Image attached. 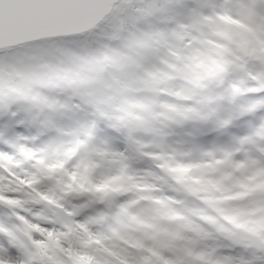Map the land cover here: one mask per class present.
<instances>
[{"label":"rangeland","instance_id":"374dc122","mask_svg":"<svg viewBox=\"0 0 264 264\" xmlns=\"http://www.w3.org/2000/svg\"><path fill=\"white\" fill-rule=\"evenodd\" d=\"M209 1L214 7L211 11L206 10L207 18L199 26L198 35L186 39L184 48L174 41L160 42L161 52L156 62H147L145 49L138 38L126 42L127 50L126 46L118 50L106 43L105 37L115 35L116 29H119L116 20L126 24L127 10L119 11L120 16L113 20L118 9L110 17L112 22L107 29L99 27L84 36L39 42L14 49L7 56L5 53L0 54V76L7 79L19 97L25 91L29 95L34 94L35 99L32 101L36 105L44 99L53 98L45 96L43 92L47 94V89L32 93L33 85L48 88L56 86V80L67 83L82 81L83 69L103 73L111 68V76L118 81L121 94H145L147 106L143 111L146 115L138 117V113L134 112L121 126L112 124L111 127L116 133L121 132V127L127 128L128 141L137 145L147 144L135 136V131L140 129H148L163 141L175 136L176 144L173 147L177 151L165 155L177 160L178 166L162 169L151 184L125 187L116 183L118 177L113 176L111 181L105 180L93 186L100 190L108 183L115 189H122L123 195L120 196H129L115 203L118 204L116 218L108 222L109 232L118 227V231L126 236V233H144L149 228L166 234L162 238L178 235L188 264H199L195 251L207 240H215L228 257L238 258L233 251L237 246L256 254L239 257L243 261L258 259L261 252L250 246L249 237L258 235L264 240V146L260 144L264 140V127L258 125L249 136L238 137L249 131L250 122L258 123L259 116L264 115V108L259 109L255 116L246 114L226 125L224 121L229 117L222 115L216 107L210 104L196 107L188 102L197 95V87L203 92L206 87L203 80L218 71L248 74L261 71L259 65H264V12L248 17L239 13L232 0ZM193 41L198 45L195 49H191ZM185 48L191 50L185 51ZM98 49L101 54H96ZM25 52H30L32 59L47 58L48 63L43 65V70L39 68L37 71L32 64L24 63ZM9 66L15 68L11 74L17 80L15 85L11 76H6V67ZM43 78L46 80L45 85ZM176 80L182 81L180 86L174 83ZM188 84H192V87H188ZM260 96H264V91L247 93L238 98L237 103L243 104ZM162 97H168L167 106L159 99ZM54 99L59 100V97ZM152 101L160 106L159 111L151 109ZM50 111L62 112L63 109L57 104ZM64 118L58 117L57 123H53L46 117V127L53 128L41 133L37 140V143L45 142L50 148L48 156L54 157L66 143L59 137H77V142L63 160L47 164L43 159H34L37 150L29 147L31 142L28 144L23 141L17 144L16 149L24 154V161L17 162L12 157L9 166L0 157V223L5 225V220L12 219L28 222L25 209L13 210L12 207L20 203L22 191L30 184L22 175L18 176L23 163L34 161L38 171L46 167L45 178L56 183L63 180L59 173L71 180L76 172L69 171L67 164L77 157L74 167L79 169L82 178H88L86 181L91 182L93 177L104 179L112 176L114 166L119 162L106 147L118 135L98 137L94 123L67 128L71 120ZM5 123L0 117V131H4ZM13 127L25 136L35 138L37 135L35 128L20 124ZM7 147L0 142V151ZM148 159H158V154L149 153ZM162 184L165 187H161ZM136 191L142 194L136 195ZM154 192H161L162 195H151ZM192 198H195L194 205L191 203ZM92 204L100 207L96 206V213L90 214L84 223L89 225L93 218L104 223L102 216L107 209L103 204L108 203L95 200ZM96 228L100 229L101 225L97 224ZM97 229V236L105 230L102 228L103 231L99 232ZM3 230L8 232L6 226Z\"/></svg>","mask_w":264,"mask_h":264},{"label":"snow or ice","instance_id":"6c2138e0","mask_svg":"<svg viewBox=\"0 0 264 264\" xmlns=\"http://www.w3.org/2000/svg\"><path fill=\"white\" fill-rule=\"evenodd\" d=\"M44 6L60 7L71 6L79 0H24L20 7L34 6L35 3ZM234 6L241 15L254 17L257 13L264 12V0H232ZM130 7L127 9L128 30L130 34H136L141 38L145 49L147 62H156L160 55L159 43L163 41H174L184 48V41L190 40L198 35V28L206 19L205 12L214 6L209 0H129ZM111 18L101 24V29H107ZM8 23L7 19L0 13V30ZM161 24L164 27H161ZM126 40L123 31L119 35L105 37L108 45L114 48L120 47ZM118 41V45H113ZM193 41L191 49L197 47ZM191 49L185 48V51ZM261 71L255 74L237 72L231 70L218 71L217 74L203 80V92L197 87V95L188 101L193 106L210 104L217 108L222 115H227L224 123L230 125L234 120L246 115H256L259 109L264 108V96L253 98L243 104H238V98L247 93L264 91V65H259ZM239 85V87H237ZM192 87V84H188ZM49 90L40 104L26 102L13 91L6 78L0 76V117L5 123L4 131H0V142L7 145V149L0 151V157L11 156L19 142L37 143L41 133L47 132L53 127H46V117L53 123H57L58 117L71 120L67 128H77L81 125L94 123L98 137L118 135L111 127L110 112L116 110L113 105L121 96L118 81L107 74L103 79L95 81H77L59 84L44 88ZM60 94H63L62 97ZM59 97V100L54 99ZM71 100V110L62 108V112L50 111L57 104L65 100ZM16 124L24 125L26 128H35L37 135L25 136L17 132L13 127ZM264 127V115L259 116L258 123H249V131L242 136L252 134L257 126ZM237 138V137H233ZM232 138V139H233ZM231 139V140H232ZM230 140V141H231ZM229 141V142H230ZM264 146V140L260 141ZM259 154V153H257ZM264 159V157H262ZM4 224L0 223V262L3 264H17L19 255L18 247L3 230ZM234 254L239 258L242 256L256 255L252 250L237 246ZM245 261L242 260V264ZM247 264H264V250L259 253L258 259L246 261Z\"/></svg>","mask_w":264,"mask_h":264},{"label":"clouds","instance_id":"9594fccd","mask_svg":"<svg viewBox=\"0 0 264 264\" xmlns=\"http://www.w3.org/2000/svg\"><path fill=\"white\" fill-rule=\"evenodd\" d=\"M5 55L7 56V52H5ZM23 58L25 64H32L41 70H43V65L48 63L47 58L32 59L30 52H25ZM12 63L15 64V61H12ZM16 67H20V65H16ZM14 71L15 68L6 67V76H11L13 85L17 83L15 76L11 75ZM111 73V68H108L103 73L83 69L81 76L82 81L91 82L103 79L106 74L111 76ZM174 83L180 86L182 81L176 80ZM42 89L44 88L39 85H33L32 93L43 92ZM13 91L16 92L15 88H13ZM144 97V93L121 94L113 105L116 110L110 112L112 124L121 126L132 117L134 112L138 113V117L146 115L143 111L147 106ZM21 99L30 103L31 100L35 99V96H29V94L25 93ZM159 99L164 101L165 106H167L168 97ZM60 106L70 111L72 107L71 100L63 101ZM159 107L155 101H152L151 109L153 111H159ZM128 135L129 130L121 127V132L106 147V150L112 153V157L119 162L114 166L112 176L104 179L93 177L91 182H85L83 187H81L79 182V169L74 167L78 157L71 159L67 164L69 171L77 173L78 181L75 182L71 181L63 173H59L63 180L61 183H56L45 178L47 175L46 167L42 171H38L34 161L22 164V167L18 170V176L22 175L23 179L29 181L30 184L26 190L22 191L20 203L12 207L13 210L15 208L25 209L24 214L28 219V224L36 223L44 231L37 232L15 219L5 220V226L11 229L14 234L12 241L18 247L17 264H75L74 257L68 256L66 250L80 251V242L86 236L78 225L86 221L89 213L82 212L79 215H69L68 213L75 211L78 205L90 199L105 195V193L95 191L93 185L103 183L105 180L111 181L113 176L118 177L116 183L123 184L125 187H131L135 184H151L155 179V175L160 174L162 169L167 170L178 166L177 160L170 159L165 155L168 152L177 151V148L173 147L176 144L175 136H169L167 141H163L148 129H140L135 131V136L139 137L140 141L147 142V144L137 145L128 141ZM59 139L66 141V143L60 147L58 154L54 157L48 156L47 153L50 148L46 146L45 142L29 145L31 149L37 150L34 159H43L47 164L63 160L66 153L77 142V137H59ZM149 153H157L158 159H148ZM12 157L17 162L25 160L24 154L16 149L11 156L3 157V162L11 166ZM24 169H27V171H24ZM149 169L151 171H148ZM161 187H165V185L162 184ZM135 194L141 195L142 193L136 191ZM108 195L112 194L108 193ZM151 195L161 196L162 193L154 192ZM128 198L129 196L118 197L120 201ZM191 203L195 204V198H192ZM89 227L95 230L94 225H89ZM48 233L53 235L49 237ZM33 240L43 241L44 246H38L33 243ZM104 243L108 244L109 241L104 240ZM195 258L199 264H242V259L240 258L225 256L215 240H207L203 246L198 247L195 251ZM0 264H3V262H0ZM244 264H247V262L245 261Z\"/></svg>","mask_w":264,"mask_h":264},{"label":"trees","instance_id":"16d2710c","mask_svg":"<svg viewBox=\"0 0 264 264\" xmlns=\"http://www.w3.org/2000/svg\"><path fill=\"white\" fill-rule=\"evenodd\" d=\"M209 2L210 4H212L211 1ZM129 4L130 3L128 0L124 6L122 5L121 7H119L117 12L113 16V20L117 16H120V14H118L119 11L127 10L130 7ZM207 10L211 11L212 8H209ZM116 22H118L116 26L118 25L119 29H116L115 35H119V33L123 31L124 35L126 36V40L120 47L126 46L127 50V41L134 40V38H138V40H141V38L136 34L129 33L127 19L126 24H124L125 22H120L118 20H116ZM162 25L163 24H161V26ZM113 42L115 45L119 44L118 41ZM117 49L120 50L121 48L118 47ZM99 50L100 49L96 50V54H101ZM33 68H37V71L39 69L34 65ZM56 81V85L67 83V81ZM42 82L45 85L46 80L43 78ZM25 93L27 92L25 91L23 94ZM31 95L34 94H30L29 96ZM31 103L35 104L32 100ZM86 180H88V178L84 179L79 174V182L81 183V187H83V184L85 182H89ZM71 181H78L77 173H75L71 177ZM96 186H93L94 190L97 192L105 193L104 196L90 199V202L88 201L86 204H80L77 206L75 211L68 213L69 215H79L82 212H87L89 213V215L87 216L88 218L90 214L94 215L96 213V206L98 208V204H92L95 200H98L102 203H108L103 204L107 209L104 210L102 216V218L104 219V223L99 222L96 218L87 220L88 223L91 220L89 225H94L95 230H92L86 223H80L78 225L79 229H81L86 236V238L81 240L80 242V251L74 252L72 249L66 250L68 256L74 257L75 264H188V260L184 256L185 252L180 246L182 244L178 238V235L173 236V234H171L170 237L162 238V236L166 234L151 231L149 230V228L144 233H137L135 235L126 233V236L122 235L121 232L118 231L120 230L118 227L115 229L116 231L112 230L111 232H109L108 222L116 218V207L118 204L115 203L117 202L118 197L120 195H123V191L121 192L122 189L120 190V188H113L108 183H105L104 187H101L100 190L96 189ZM108 193H111L112 195H108ZM108 196H111L112 198L107 199ZM94 205L95 209L93 208ZM135 205L138 204H133V206ZM20 221L24 224L26 223V226H28L30 229H34L37 232H43L42 228L38 224L29 225L28 222H24V220ZM97 224L101 225L100 229L96 228ZM102 228H104L105 230L103 231ZM96 229L98 231H103L101 235L99 234L100 236L96 235ZM6 234L11 240L14 239V234L11 229L8 228V232ZM52 235V233H48L49 237H51ZM104 240H108L109 243L105 244ZM33 243L37 244L38 246H44L43 241L33 240ZM170 258H172L173 260H171Z\"/></svg>","mask_w":264,"mask_h":264},{"label":"water","instance_id":"95a60500","mask_svg":"<svg viewBox=\"0 0 264 264\" xmlns=\"http://www.w3.org/2000/svg\"><path fill=\"white\" fill-rule=\"evenodd\" d=\"M126 0H79L71 6L50 7L40 3L20 7L24 0H0V13L8 23L0 30V54L31 44L84 36L96 31ZM250 246L264 250L258 235Z\"/></svg>","mask_w":264,"mask_h":264}]
</instances>
